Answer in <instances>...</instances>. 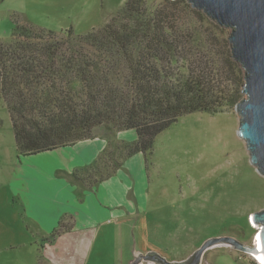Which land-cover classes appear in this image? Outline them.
<instances>
[{"label":"trees","instance_id":"obj_1","mask_svg":"<svg viewBox=\"0 0 264 264\" xmlns=\"http://www.w3.org/2000/svg\"><path fill=\"white\" fill-rule=\"evenodd\" d=\"M229 35L186 0L153 9L127 0L85 35L17 25L10 41H0V101L19 155L66 149L99 129L134 131V143L111 142L94 165L68 178L91 190L138 154L147 170L157 137L179 119L224 113L244 98ZM60 226L55 235L72 229Z\"/></svg>","mask_w":264,"mask_h":264},{"label":"rangeland","instance_id":"obj_2","mask_svg":"<svg viewBox=\"0 0 264 264\" xmlns=\"http://www.w3.org/2000/svg\"><path fill=\"white\" fill-rule=\"evenodd\" d=\"M146 1L153 9L165 0ZM126 2L0 0V41H10L17 25L60 37L70 30L85 35L104 27ZM239 125L235 107L214 115L196 112L157 137L146 171L150 199L130 222L125 239L124 248L132 259L134 251H155L168 261H182L213 237H234L247 245L255 242L260 226L255 227L251 217L264 209V177L251 163L246 143L238 135ZM107 132L99 129L96 134ZM123 135L128 140L136 137L135 132ZM81 149L20 156L9 112L0 101V264H52L56 259L64 261L57 264L68 263L69 253H37V249L42 248V239L57 236L62 222L76 219V201L84 191L65 172L69 157L80 155ZM124 248L111 241L105 253ZM86 253H78L71 264H95V253L100 251L85 258ZM251 263L259 264L226 246L209 250L203 261Z\"/></svg>","mask_w":264,"mask_h":264},{"label":"crops","instance_id":"obj_3","mask_svg":"<svg viewBox=\"0 0 264 264\" xmlns=\"http://www.w3.org/2000/svg\"><path fill=\"white\" fill-rule=\"evenodd\" d=\"M129 132L133 133L134 131L96 134L92 140L81 141L64 149L82 147L80 155L69 157L65 175L68 177V174L85 170L94 165L108 150L112 142L111 138L105 137L115 138V135H118L115 142L134 143L137 140V135L130 140L123 135ZM144 163L145 158L142 154L135 155L126 160L108 180L97 184L93 189L86 190L81 187L84 193H81V199L76 201V219H69L71 221L66 219L72 229L58 234L54 239H50V237L42 239L43 246L41 249H37V253H69L66 264H71L78 253L88 251L89 253H86L85 257L87 258L92 254V251L96 250L100 253H95V264L131 263L134 256L132 259V254L127 253L124 248L129 225H131L130 222L133 221L134 216L140 213V210L150 199L149 188L145 185L147 170H145ZM135 171L138 173L137 177L134 176ZM135 180L142 184L141 187H138V182ZM86 192L89 194L87 195ZM111 241L118 248L123 247L124 252L122 253L123 250L118 249L115 253H105ZM57 262L64 263L62 259L52 260V264H57Z\"/></svg>","mask_w":264,"mask_h":264},{"label":"water","instance_id":"obj_4","mask_svg":"<svg viewBox=\"0 0 264 264\" xmlns=\"http://www.w3.org/2000/svg\"><path fill=\"white\" fill-rule=\"evenodd\" d=\"M186 1L193 9L230 32L232 58L245 74L244 98L235 107L240 118L238 135L246 143L252 165L264 177V0ZM251 221L260 226L257 239L264 255V209L255 212ZM219 246L254 256L260 264H264V258L257 254L259 249L255 243L247 245L229 236L207 239L182 261H168L155 251H134L130 264H203L206 253Z\"/></svg>","mask_w":264,"mask_h":264},{"label":"bare ground","instance_id":"obj_5","mask_svg":"<svg viewBox=\"0 0 264 264\" xmlns=\"http://www.w3.org/2000/svg\"><path fill=\"white\" fill-rule=\"evenodd\" d=\"M254 226L257 227V225H255V224H254ZM255 245H256V247L259 249V252H257V254H258L260 257L264 258V255H263V253H262V251H261V248H260V244H259L258 239L255 240ZM252 257H253V259H255V260L258 262V260H257L254 256H252ZM258 263H259V262H258ZM259 264H260V263H259Z\"/></svg>","mask_w":264,"mask_h":264},{"label":"built area","instance_id":"obj_6","mask_svg":"<svg viewBox=\"0 0 264 264\" xmlns=\"http://www.w3.org/2000/svg\"><path fill=\"white\" fill-rule=\"evenodd\" d=\"M258 235L256 236V239H257ZM255 243V242H254Z\"/></svg>","mask_w":264,"mask_h":264}]
</instances>
